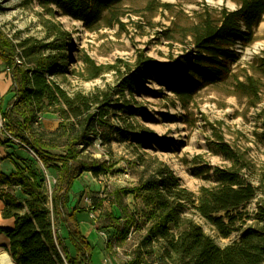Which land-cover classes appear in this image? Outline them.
Listing matches in <instances>:
<instances>
[{
    "label": "trees",
    "instance_id": "trees-1",
    "mask_svg": "<svg viewBox=\"0 0 264 264\" xmlns=\"http://www.w3.org/2000/svg\"><path fill=\"white\" fill-rule=\"evenodd\" d=\"M37 1L44 9H59L64 16L90 28L102 20L104 12L126 0ZM239 5L238 10H223L218 20L210 17L196 29L195 51L189 54L184 66L185 83L182 88L170 85L176 95L190 99L200 89L222 83L230 76L239 57L235 45L240 42L244 48L253 42L254 31L264 16V0H241ZM52 37V42L41 47L24 45L19 51L0 32V61L13 81V96L7 104L4 105V98L0 103V147L34 155L33 161L11 155L0 158V163L10 159L15 167L10 173L0 170L1 215L4 220H14L13 227L0 226V235L7 240L8 244L3 246L14 264H93L96 246L83 233L79 220V215L88 211L70 206L71 193L84 174L98 178L112 169L97 161H84L92 137L99 134L105 142H111L112 131L119 136V143L131 141L138 148L152 146L154 138L131 131L129 124L128 130H124L109 123L114 111L133 118L142 108L113 103L111 95L103 99L70 95L56 78L69 74V52L75 44L62 29L54 28ZM63 60L65 64L61 63ZM258 64L264 70V56ZM153 70L151 62L142 63L123 79L119 93L147 90L142 79ZM246 81L248 85H238L257 96L258 81L251 76ZM48 113L60 117L55 131L41 127L40 116ZM222 148L229 154L226 147ZM138 160H142L138 165L143 169L138 185L109 192L93 208L101 212L102 229L115 230L105 246L110 259L134 240L132 260L126 264H264V173L255 184L235 168H215L219 185L203 187L196 195L184 187L182 179L165 163L158 159L146 161L141 156ZM46 171H54L57 176L52 191ZM19 191L23 201L16 196ZM130 196L139 202L134 212L127 203ZM254 201L257 211H243ZM189 208L221 237L242 232L241 240L220 247L201 225L185 216Z\"/></svg>",
    "mask_w": 264,
    "mask_h": 264
},
{
    "label": "rangeland",
    "instance_id": "rangeland-1",
    "mask_svg": "<svg viewBox=\"0 0 264 264\" xmlns=\"http://www.w3.org/2000/svg\"><path fill=\"white\" fill-rule=\"evenodd\" d=\"M240 1L126 0L104 12L101 21L87 28L83 22L64 16L59 9H44L37 0H0V32L17 45L19 51L24 45L41 47L52 42L54 28L68 32L75 49L69 52L72 58L68 61L69 74L56 78L60 85L70 95L101 99L111 95L113 103L142 108L143 111L133 118L111 109L115 116L110 117L109 123L124 130H128L129 124L133 127L131 131L151 134L154 138L152 146L138 148L137 144L132 146L131 141L119 143V136L112 131L111 142H105L99 134L92 137L84 161H97L112 169L98 178L84 174L71 193V207L77 205L88 212H96L95 204L109 192L136 187L143 171L138 165L142 163L139 156L146 161L158 159L168 165L182 179L184 187L196 195L203 187L219 185L215 168H235L257 184L264 173V70L258 64L264 56V16L254 31L253 42L239 49L238 62L231 67V74L225 81L200 89L190 99L176 95L170 86L182 88L185 83L187 70L184 66L189 54L195 51L193 35L196 29L210 17L218 20L223 10H238ZM145 62H151L154 69L142 79L147 90L120 94L123 79ZM61 63L65 64L64 60ZM248 76L258 81L257 96L238 85L239 82L248 85ZM12 89L13 81L0 61V103L4 98V105L7 104L13 96ZM60 121L56 114L40 116L41 127L46 131H55ZM223 146L229 154L224 152ZM7 155L34 160L31 152L0 147V158ZM0 170L10 173L15 167L9 159L0 163ZM56 177L54 171H46L50 191ZM16 196L24 200L20 191ZM127 203L134 212L139 202L130 196ZM113 211L120 215L116 208ZM243 211L253 214L257 211L256 202L248 204ZM97 214L98 218L92 221L107 242L115 230L102 229L104 219H100V211ZM185 216L193 218L222 248L241 240L242 232L229 238L221 237L191 208L185 211ZM5 243L6 239L0 237V264H14L3 246ZM134 243L136 241L132 240L119 249L114 259L131 261ZM7 258L12 263L7 262ZM93 262L103 264L98 250Z\"/></svg>",
    "mask_w": 264,
    "mask_h": 264
},
{
    "label": "crops",
    "instance_id": "crops-1",
    "mask_svg": "<svg viewBox=\"0 0 264 264\" xmlns=\"http://www.w3.org/2000/svg\"><path fill=\"white\" fill-rule=\"evenodd\" d=\"M13 171V170H12ZM77 184V183H76ZM1 208H0V226L2 227H13L14 220H4L1 215V211L3 208V203L0 202ZM79 220L81 222V227L83 233L90 238L92 243L96 246V252H100L102 258H103V264H125L126 260H120L117 261L115 259H110L105 254V246L106 241L99 235V232L97 231V227L94 225L91 217L90 212H86L84 214L79 215ZM108 257V258H107Z\"/></svg>",
    "mask_w": 264,
    "mask_h": 264
},
{
    "label": "built area",
    "instance_id": "built-area-1",
    "mask_svg": "<svg viewBox=\"0 0 264 264\" xmlns=\"http://www.w3.org/2000/svg\"><path fill=\"white\" fill-rule=\"evenodd\" d=\"M242 48V45H241V43L240 42H238L237 43V45H235V47H234V50L237 52V53H239L240 52V50L239 49H241ZM90 217H91V219H97L98 218V214H97V212H90ZM103 236L105 237V238H107V235L106 234H103Z\"/></svg>",
    "mask_w": 264,
    "mask_h": 264
},
{
    "label": "bare ground",
    "instance_id": "bare-ground-1",
    "mask_svg": "<svg viewBox=\"0 0 264 264\" xmlns=\"http://www.w3.org/2000/svg\"><path fill=\"white\" fill-rule=\"evenodd\" d=\"M1 238L3 237L4 239H6L3 235H1L0 236ZM8 243H7V240H6V243L5 244H3V245H7ZM7 254V253H6ZM7 262L9 261L10 263H12V261L10 260V258L8 259H5Z\"/></svg>",
    "mask_w": 264,
    "mask_h": 264
}]
</instances>
